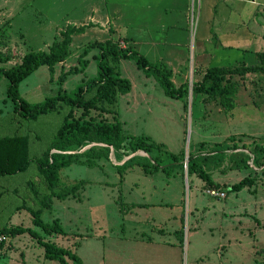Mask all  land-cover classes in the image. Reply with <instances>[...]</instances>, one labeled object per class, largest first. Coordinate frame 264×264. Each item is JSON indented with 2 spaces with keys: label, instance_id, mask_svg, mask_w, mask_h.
Here are the masks:
<instances>
[{
  "label": "rangeland",
  "instance_id": "obj_1",
  "mask_svg": "<svg viewBox=\"0 0 264 264\" xmlns=\"http://www.w3.org/2000/svg\"><path fill=\"white\" fill-rule=\"evenodd\" d=\"M249 1L237 5L225 0H151L155 8L141 23L144 17L140 18L134 3L127 11V0H0V28L5 29L0 35V51L12 59L4 65L7 68L20 63L31 51L48 52L68 26H88L84 33L73 36L64 66L57 64L53 73L42 66L20 84L21 96L28 102L41 103L60 90L73 94L79 85L95 78L99 72L98 47L84 57L88 61L84 71L70 74L59 83L63 72L75 66L82 68L79 58L90 44L108 40L131 47L155 67L163 64L171 73L173 89L183 92L181 97L169 96L157 71L140 69L137 58L120 62L121 76L132 83L130 93L120 95L115 108L123 129V147L116 150L94 136L84 146L69 150L73 154L90 151L91 155L81 158L84 165L76 163L61 171L59 187L75 185L77 192L66 201L53 198L52 208L43 209V221L51 224L59 219L66 232L51 236L34 226L29 211L41 209L44 196L50 195L36 160L52 148L69 109L64 107L36 120L24 119L8 98L9 80L2 77L0 137H27L31 163L26 172L0 177V230L32 228L46 241L83 256L86 264H116L115 258L109 262L115 252L112 248L117 247V243L111 247V237L122 235V227L129 224L126 184L129 179H146V184L140 185V195L154 205L169 204L156 206L178 219L179 230L171 223L168 227L175 232L165 237L175 244L165 256L168 261L262 264L264 164H254V150L264 145V73L228 77L238 86L232 110L194 91L197 79L210 68L258 63L257 53L264 50V0ZM129 13L135 16L129 17ZM167 18L175 23L165 24ZM217 35L220 41L214 39ZM228 44L246 47V52L226 49ZM74 117L79 118L80 111ZM97 118L114 124L110 114ZM140 138H148L161 148L131 153L130 139L136 142ZM191 156L221 186L247 177L254 185L228 192L225 199L213 197L206 182L189 172ZM260 162L264 163V158ZM155 163L160 168L155 169ZM232 225L238 229H230ZM194 227L201 232H190ZM235 239L239 244L232 243ZM224 245L226 252L220 260L219 247ZM44 252L29 234L4 237L0 264H60L46 260Z\"/></svg>",
  "mask_w": 264,
  "mask_h": 264
},
{
  "label": "trees",
  "instance_id": "obj_2",
  "mask_svg": "<svg viewBox=\"0 0 264 264\" xmlns=\"http://www.w3.org/2000/svg\"><path fill=\"white\" fill-rule=\"evenodd\" d=\"M87 28L88 26H68L60 37L56 38L57 40L53 42L48 52L31 51L22 58L20 63L12 67L4 66L12 59L7 53L0 51V80L2 77L9 80L8 98L13 102L15 111L22 118L36 120L40 116L58 112L64 107L69 109L52 148L36 160L39 173L45 180L50 195L44 196L41 209L29 211L33 216L34 225L51 236L64 234L65 230L59 219L54 220L51 224L45 223L41 218L43 209L52 208L53 198L66 200L74 197L77 192L75 185L73 187H59L61 171L76 163L84 165L85 162L81 161V158L91 155L90 151L86 154H73L69 153V150L84 146L94 136L105 145L114 147L116 150H121L123 147V129L116 116L115 108L119 96L130 93L132 83L129 79L121 76L120 62L125 59L137 58V65L140 69L142 68L148 73L151 71L158 72H156L157 77L159 75L158 79L169 96H183L182 91L176 92L173 89L169 80L171 73L163 64L155 67L144 56L134 52L131 47H122L121 43L108 40L106 43L95 42L90 44L80 55L82 68L71 67L69 71L63 72L59 77V83L63 84L70 74L84 71L88 63L84 57L91 49L98 47L99 53L96 55L99 67L98 75L84 85H79L75 93L68 94L66 91L60 90L57 96L47 98L45 101L36 104L22 98L19 91L20 84L42 66H48L50 72L53 73L54 67L65 62L70 56L73 36L84 33ZM3 30L5 29L1 27L0 35L3 34ZM257 58L258 63L255 65L208 69L203 80L194 86V91L219 101L224 109H234L238 86L236 83L230 82L228 77L264 73V50L257 53ZM79 111L80 117L76 119L74 116ZM93 112L97 113L99 118L105 114L112 115L114 124L98 120L97 116L92 115ZM129 145L131 153L137 151L150 153L154 148H161V145L151 142L148 138H140L136 142L130 139ZM254 152V164L262 166L264 163L260 162V159L264 158V145L256 147ZM101 156L102 154H97V157ZM195 159L192 156L189 157V172L204 180L209 188L221 189L228 193L240 192L254 185V180L247 177L234 185L221 186L214 181L210 173L195 163ZM30 163V143L27 137H0V177L26 172ZM152 166L155 169L160 168L157 163ZM57 187L59 191H55ZM24 234H29L37 239L39 246L45 250L44 257L46 260L58 261L60 264H83L82 259L71 250L60 247L55 242L46 241L39 232L32 228L16 226L1 229L0 236L3 237L0 242L1 250L4 248V237H16Z\"/></svg>",
  "mask_w": 264,
  "mask_h": 264
},
{
  "label": "crops",
  "instance_id": "obj_3",
  "mask_svg": "<svg viewBox=\"0 0 264 264\" xmlns=\"http://www.w3.org/2000/svg\"><path fill=\"white\" fill-rule=\"evenodd\" d=\"M136 1H138L139 4H135ZM225 1L230 2V3L234 2L237 5H240L242 4V2L248 1V0H225ZM249 2L255 3L256 0H250ZM132 3H134L133 5L134 8L139 9L138 12L140 14V18L144 17L143 21L140 20L141 23H144V21L152 14V12L150 11H152V9L155 8L152 5L151 0H131L130 4L128 3V0H127V4H126L127 11ZM165 10H167V8ZM130 15L135 16L134 13H129V17ZM156 15L160 16L161 14L156 12ZM164 23L167 24V23H175V22L173 19L167 18ZM214 39L220 41L219 35H217ZM124 40L127 41L128 39H124ZM245 48H241V47L237 48L229 44L228 46H226V49L239 50V51H243V53L246 52ZM60 64L64 66V62ZM203 73H205V70H203ZM199 78L197 79V83L203 80L202 77H199ZM130 180L131 179H129V182L126 184L127 190H128V196H127L128 201L126 203L128 205V210L125 212L126 218L129 224L124 225V227H122V230L124 232L122 235L121 234L112 235L111 238L113 240V244H111V247L114 246L115 243H117V247L112 248V251L113 252L115 251V252L114 254L109 256V262H113V259L115 258L117 260L116 264H173L175 263L173 260L168 261L169 258H165L166 255H170L169 254L170 250L175 248L174 242H171V240L167 242V240H165L166 239L165 237H166V234L170 236L171 233L175 232L174 230L170 231L171 229L168 227L171 223L176 224V227H177L176 231L179 230L178 228L179 226L177 225L178 219L174 218L175 217L174 215H171L173 213L170 214L168 212H164L163 211L164 208L159 209L156 206V205H159V206L165 207V206H168L169 204L162 203V204L154 205V204L146 202L144 195H140V185L146 184V179H140V182L133 181V180L130 181ZM66 200H69V199H66ZM79 200L80 199H78L77 201H73V200L72 201L76 204V202H78ZM66 206H70V205L68 204ZM152 207H154V209ZM165 209L168 210V208H165ZM182 223H183V220H182ZM240 224L242 223L240 222ZM146 225H149V226H146ZM230 229L237 230L238 227L236 225H232ZM191 231L197 232V233L201 232V230L198 229L197 227H194L193 229L190 230V232ZM210 231L212 233L213 229H210ZM148 232H151L152 235H147ZM223 237H225V234L223 235ZM231 241L235 245L239 244V241L237 239H235L234 241L233 240ZM226 246L227 245L219 247L222 250L221 255L219 257L220 260L223 257L224 253L226 252ZM257 252L259 253V251ZM80 258L82 259L83 264H86L85 258L83 256ZM195 260L196 259H193V261ZM262 264H264V262H262Z\"/></svg>",
  "mask_w": 264,
  "mask_h": 264
},
{
  "label": "built area",
  "instance_id": "obj_4",
  "mask_svg": "<svg viewBox=\"0 0 264 264\" xmlns=\"http://www.w3.org/2000/svg\"><path fill=\"white\" fill-rule=\"evenodd\" d=\"M122 46L123 47H126L125 44H123ZM208 193H209V195H211L213 197L220 198V199H225L227 197L226 192L225 191H221V189L210 188V190L208 191Z\"/></svg>",
  "mask_w": 264,
  "mask_h": 264
}]
</instances>
